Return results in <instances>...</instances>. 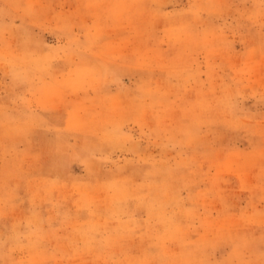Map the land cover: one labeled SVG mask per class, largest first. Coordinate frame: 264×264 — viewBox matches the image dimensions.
<instances>
[{
    "label": "rangeland",
    "instance_id": "obj_1",
    "mask_svg": "<svg viewBox=\"0 0 264 264\" xmlns=\"http://www.w3.org/2000/svg\"><path fill=\"white\" fill-rule=\"evenodd\" d=\"M0 264H264V0H0Z\"/></svg>",
    "mask_w": 264,
    "mask_h": 264
}]
</instances>
